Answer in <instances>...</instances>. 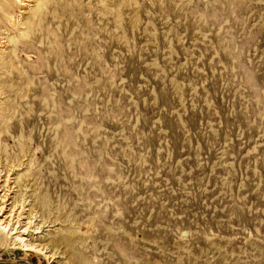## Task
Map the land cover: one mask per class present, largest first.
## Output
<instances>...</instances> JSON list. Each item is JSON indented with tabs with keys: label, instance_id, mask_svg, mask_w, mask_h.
<instances>
[{
	"label": "rangeland",
	"instance_id": "374dc122",
	"mask_svg": "<svg viewBox=\"0 0 264 264\" xmlns=\"http://www.w3.org/2000/svg\"><path fill=\"white\" fill-rule=\"evenodd\" d=\"M0 264H264V0H0Z\"/></svg>",
	"mask_w": 264,
	"mask_h": 264
},
{
	"label": "bare ground",
	"instance_id": "6f19581e",
	"mask_svg": "<svg viewBox=\"0 0 264 264\" xmlns=\"http://www.w3.org/2000/svg\"><path fill=\"white\" fill-rule=\"evenodd\" d=\"M30 247H28V249H29ZM32 248V247H31ZM34 248V247H33ZM36 249V248H35ZM34 250V249H33ZM37 251H39V249L37 250Z\"/></svg>",
	"mask_w": 264,
	"mask_h": 264
}]
</instances>
